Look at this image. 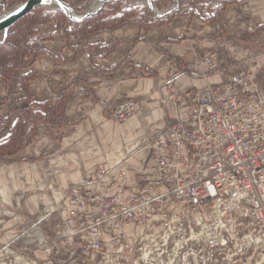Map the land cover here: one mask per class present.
<instances>
[{"label":"built area","instance_id":"built-area-1","mask_svg":"<svg viewBox=\"0 0 264 264\" xmlns=\"http://www.w3.org/2000/svg\"><path fill=\"white\" fill-rule=\"evenodd\" d=\"M129 4L142 8L145 0ZM198 64L220 70L215 52ZM165 100L171 122L145 141V176L133 181L119 168L110 172L115 182H106L100 170L93 188L87 180L70 187L63 225L85 239L87 250L98 252L107 240L123 251L129 247L124 232L145 217L182 212L198 264L216 262L224 251H264V80L241 65L225 83L183 92L171 86ZM139 107L126 99L113 115L124 120ZM108 185L111 193L103 191Z\"/></svg>","mask_w":264,"mask_h":264},{"label":"crops","instance_id":"crops-1","mask_svg":"<svg viewBox=\"0 0 264 264\" xmlns=\"http://www.w3.org/2000/svg\"><path fill=\"white\" fill-rule=\"evenodd\" d=\"M209 12L204 18L193 13L169 16L152 25L143 24L137 16L115 27L66 36L56 31L55 22L42 25L33 36L41 51L31 64L14 69L7 81L0 78V115L4 107L12 113L30 107L20 82L24 76H33L30 102L67 96L65 120L60 126L37 127L32 142L23 147L25 153L35 157L52 149L47 161L60 165L66 184L89 177V167L100 162L117 164L139 146L140 136L171 122L172 113L166 111L161 90L171 75L176 91L183 92L225 83L251 59L253 51L245 46V39L255 38L257 25L258 30L264 28V0H235L226 3L220 15ZM73 49L76 52L69 57ZM212 52L217 54L220 70L208 72L198 61ZM142 70L153 74L140 75ZM124 97L149 102L127 122L115 125L111 111ZM86 140L93 144L91 154L86 153ZM143 160L142 151L128 158L130 180L145 176Z\"/></svg>","mask_w":264,"mask_h":264},{"label":"rangeland","instance_id":"rangeland-1","mask_svg":"<svg viewBox=\"0 0 264 264\" xmlns=\"http://www.w3.org/2000/svg\"><path fill=\"white\" fill-rule=\"evenodd\" d=\"M94 1L82 0L79 4L71 7L76 14H83L92 8ZM129 1L134 3L137 0H111L112 7L115 8L114 14L117 16L123 17L127 13L134 14L123 22L137 16L141 21L144 19L143 24L155 19L147 14L149 7L146 0L142 8L131 6ZM151 1L154 10L160 13H164L173 7L175 8L172 10L180 8L177 14L172 15L173 12H169L170 16L185 13L196 14V6H199L203 15L206 10H211L208 15L215 16L220 15L225 6V0H169L159 2L157 5L153 3V0ZM41 6L49 12L60 10L52 2ZM106 27L108 28V26ZM257 28L258 25L253 29V33L256 34L255 38L245 39V46L248 45L251 48L253 55L249 59V63L245 61L246 63L244 62L243 65L253 70L258 79L263 81L264 28L260 30ZM30 39L35 41L33 36ZM71 52L73 54L69 57L73 56L76 50L73 49ZM139 74L151 76L150 71L146 70H142ZM168 83L175 87L172 75L161 87L162 102L166 111H169V103L165 97L171 88L167 85ZM80 93L82 94L84 91L80 90ZM126 99L135 98H122L111 111L110 120L115 125L127 122L129 118L140 111L144 104L149 102L145 99H135L140 102L139 109L131 117L117 120L113 113L118 105ZM1 112L4 115L7 112L6 107L1 109ZM64 120L62 124H64ZM32 125L37 129L44 124L37 122ZM154 133L153 131L150 134L140 136L138 138L139 146L128 152L124 158L118 161L119 163L106 165L104 161L89 167L87 173H89L90 178L82 179L87 180L85 185L97 183L100 177H97L96 173L100 170H105L104 175H102V178H105L103 181L115 182L113 175L117 169L127 170L125 163L132 154H140L142 151L144 155L147 150L143 149L145 141ZM5 135H0V138ZM91 140L85 141V145L88 147L86 149L87 154L92 152ZM52 146V144L48 145V148L51 149ZM24 148L17 156L15 154L12 158L0 160V264H198L193 257L192 241L188 231L190 219L188 215L186 216L182 212L175 215L173 212H165V214H151L145 217L142 223H138L133 229L124 232L123 236L129 242V247L123 251L109 245L107 240L98 252L87 250L85 239H82L79 233L72 232L63 225L61 212L63 207L68 209L71 207L65 199L66 191L74 185L81 184L82 180L74 179L69 184L64 182V173L61 171L60 165H54L47 161L50 159L49 153L52 149L32 157L30 152L25 153ZM96 148L94 149L95 152L97 151ZM75 170L78 171V169ZM75 170L69 172L73 173ZM111 171L113 172L112 176L110 175ZM103 191L111 193L113 186H105ZM229 253L224 251L218 261L211 264H246L247 262L249 264H264L259 260L264 253L261 250L249 251L242 256H232ZM249 256L253 257L248 260Z\"/></svg>","mask_w":264,"mask_h":264},{"label":"trees","instance_id":"trees-1","mask_svg":"<svg viewBox=\"0 0 264 264\" xmlns=\"http://www.w3.org/2000/svg\"><path fill=\"white\" fill-rule=\"evenodd\" d=\"M25 0H0V13L4 9H11L16 4ZM69 3L72 7L79 4L82 0H62ZM169 0H153L155 5L159 2ZM201 1V0H195ZM233 0H225L230 3ZM180 8L172 10L171 13L177 14ZM115 8L112 7L111 0L107 1L101 11L82 21H71L62 11H45L40 6L34 7L27 14L16 20L7 30L6 38L3 39V32L0 31V78L7 81L14 69L18 67H27L31 64L35 56L41 51L38 42L30 38L37 34L42 25L50 22L56 23V31L64 36L74 34L77 31L81 34L98 31L101 28L118 26L127 18L134 14L127 13L120 17L114 14ZM195 13L203 17L199 6H196ZM147 14L155 19L149 20L147 25L161 24L169 17L170 13L161 16L153 13L149 9ZM122 20V21H121ZM144 22V19H143ZM153 73L150 72V75ZM33 78L24 76L20 82V88L25 93L24 100L29 103L28 108L20 109L18 113H12L11 110L4 115H0V134L9 131L4 137L0 138V160L12 158L20 149L28 145L34 139L36 134L35 124L42 122L44 125L60 126L64 119V105L67 96L62 95L57 100H44L41 102H30L32 94L29 89V81ZM31 106H36L37 110H32Z\"/></svg>","mask_w":264,"mask_h":264},{"label":"water","instance_id":"water-1","mask_svg":"<svg viewBox=\"0 0 264 264\" xmlns=\"http://www.w3.org/2000/svg\"><path fill=\"white\" fill-rule=\"evenodd\" d=\"M109 1V0H95L94 4H98L97 8L92 7L90 10L86 11L85 13L79 15L76 14L71 5L65 1L62 0H25L24 2L18 4L17 6L11 8V9H4L0 13V31L3 32V39L6 38L7 35V30L8 28L16 21L18 20L21 16L27 14L29 11H31L34 7L40 6L43 4H46L48 2L55 3L60 10L71 20L74 22H79L82 21L92 15L97 14L98 12L101 11L102 7L104 4ZM148 7L151 11L154 13H157L159 15H163L166 13H169L174 9L175 7L167 10L164 13L157 12L154 10L152 6V1L151 0H146Z\"/></svg>","mask_w":264,"mask_h":264},{"label":"bare ground","instance_id":"bare-ground-1","mask_svg":"<svg viewBox=\"0 0 264 264\" xmlns=\"http://www.w3.org/2000/svg\"><path fill=\"white\" fill-rule=\"evenodd\" d=\"M98 4H93V7L97 8Z\"/></svg>","mask_w":264,"mask_h":264}]
</instances>
